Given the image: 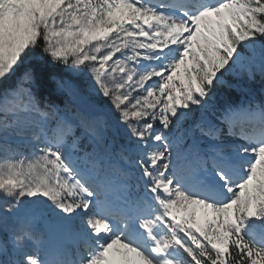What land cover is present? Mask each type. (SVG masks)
Masks as SVG:
<instances>
[{"label":"snow or ice","instance_id":"1","mask_svg":"<svg viewBox=\"0 0 264 264\" xmlns=\"http://www.w3.org/2000/svg\"><path fill=\"white\" fill-rule=\"evenodd\" d=\"M0 157V264H264V0H0Z\"/></svg>","mask_w":264,"mask_h":264},{"label":"rangeland","instance_id":"2","mask_svg":"<svg viewBox=\"0 0 264 264\" xmlns=\"http://www.w3.org/2000/svg\"><path fill=\"white\" fill-rule=\"evenodd\" d=\"M253 87H255V89L257 90V92H259L260 89H261V82H259V83H254ZM25 155H28V154L25 153ZM0 162H3V158H1Z\"/></svg>","mask_w":264,"mask_h":264},{"label":"trees","instance_id":"3","mask_svg":"<svg viewBox=\"0 0 264 264\" xmlns=\"http://www.w3.org/2000/svg\"><path fill=\"white\" fill-rule=\"evenodd\" d=\"M260 82V80H259V78H257V81L255 82V83H259ZM255 88V87H254ZM25 153H27V152H25ZM28 154V153H27ZM1 158L2 157H0V160H1Z\"/></svg>","mask_w":264,"mask_h":264}]
</instances>
